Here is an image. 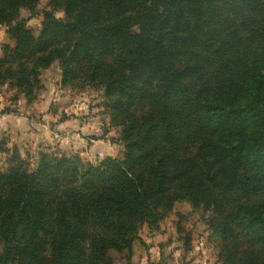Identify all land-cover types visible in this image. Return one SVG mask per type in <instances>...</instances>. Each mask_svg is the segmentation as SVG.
I'll return each mask as SVG.
<instances>
[{
  "label": "trees",
  "instance_id": "trees-1",
  "mask_svg": "<svg viewBox=\"0 0 264 264\" xmlns=\"http://www.w3.org/2000/svg\"><path fill=\"white\" fill-rule=\"evenodd\" d=\"M40 1L0 0L15 42L0 87L33 101L60 62L63 85L104 91L125 152L96 165L41 153L34 171L16 155L0 171V264H111L181 200L220 225L222 264H264L229 240L235 228L264 246V200L244 204L264 193V0H49L35 37L18 12ZM246 39L259 62H246ZM231 49L230 62L212 58Z\"/></svg>",
  "mask_w": 264,
  "mask_h": 264
},
{
  "label": "rangeland",
  "instance_id": "rangeland-1",
  "mask_svg": "<svg viewBox=\"0 0 264 264\" xmlns=\"http://www.w3.org/2000/svg\"><path fill=\"white\" fill-rule=\"evenodd\" d=\"M48 3L49 0H41L35 10L21 8L18 12L19 19L26 20L35 37L41 32ZM220 10L225 20H236L228 8L220 7ZM63 17V13L57 14V18ZM253 21L247 19L248 26L243 30L250 33L255 26ZM214 30L216 35H222L227 28L219 24ZM250 42L254 41L246 39L238 46L247 45L251 50L252 55L248 59L246 55V62H259L258 44ZM220 45L224 49V44ZM5 46L13 48L15 42L9 36V28L0 24V58ZM212 58L216 62H230L235 55L231 49ZM258 68L259 63L254 68L256 73L252 69L255 75L261 73ZM40 82L41 89L35 90L33 101H28L13 85L0 87V171L17 164L16 155L28 162L33 171L38 167L41 153L79 158L94 165L107 157H123L125 149L119 130L110 125L102 89L63 85L58 61L40 72ZM249 199L244 204L257 206L264 200V193ZM211 222V214L201 207L178 201L157 228L153 230L147 225L140 228L130 250L110 251L111 264H222L220 246L224 239L217 229L220 225L214 226ZM229 240L240 252L264 254V246L252 244L248 235L235 228Z\"/></svg>",
  "mask_w": 264,
  "mask_h": 264
}]
</instances>
